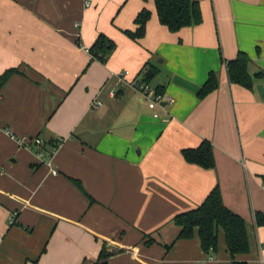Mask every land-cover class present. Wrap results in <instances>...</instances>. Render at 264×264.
Wrapping results in <instances>:
<instances>
[{
  "label": "crops",
  "instance_id": "0c3cea01",
  "mask_svg": "<svg viewBox=\"0 0 264 264\" xmlns=\"http://www.w3.org/2000/svg\"><path fill=\"white\" fill-rule=\"evenodd\" d=\"M198 2L200 23L171 32L153 0H0V74L16 70L0 87V264H230L220 228L205 252L172 222L214 186L246 225L234 259L264 264V0ZM100 34L114 44L103 62L89 52ZM238 52L261 73L251 89L227 78ZM132 78L173 102L148 108ZM33 137L44 146L17 141ZM202 140L210 169L181 155Z\"/></svg>",
  "mask_w": 264,
  "mask_h": 264
},
{
  "label": "trees",
  "instance_id": "16d2710c",
  "mask_svg": "<svg viewBox=\"0 0 264 264\" xmlns=\"http://www.w3.org/2000/svg\"><path fill=\"white\" fill-rule=\"evenodd\" d=\"M156 15L160 24L165 25L171 32L182 27L198 24L201 21V13L198 0H153ZM150 13L147 9H141L134 18L137 25L134 31L125 30L129 38L137 40L144 35L145 25ZM114 44L103 35H99L89 52L93 57L103 62L113 49ZM248 58L243 52H238L235 58L225 62L227 78L229 82L239 84L246 88H253L254 81L261 77L260 72L253 75L247 70ZM16 70L10 68L0 74V87L6 79ZM217 87V78L210 72L207 79L197 92L203 96ZM181 155L185 161L195 164L203 169L214 166L212 147L208 140H202L194 148H183ZM255 223L264 224L261 213L255 212ZM172 222L179 228L176 238H189L193 228H197L200 247L209 252L216 248L217 230L223 231L227 251L231 257L230 264H247L244 261L234 259V255L247 253L249 243L244 220L236 213L228 209L221 201L219 188L214 186L206 195L204 200L195 208L176 214ZM107 255L104 248L101 249L99 257Z\"/></svg>",
  "mask_w": 264,
  "mask_h": 264
},
{
  "label": "built area",
  "instance_id": "2783aa9c",
  "mask_svg": "<svg viewBox=\"0 0 264 264\" xmlns=\"http://www.w3.org/2000/svg\"><path fill=\"white\" fill-rule=\"evenodd\" d=\"M127 74V72H123L120 73L119 78L120 77H124ZM128 85L135 90L137 93H139L141 95V97L143 98V100L146 102L148 108L155 110L159 104L162 101H166L167 103H172L173 102V98L169 97V96H165L163 92L151 87L150 85H148L147 82L143 81L142 79H137V78H132L128 81ZM99 103L97 102L96 105H98ZM154 117L158 116L157 112H155L153 114ZM12 138H14L13 136H11ZM21 145L23 146H27L29 144H34L37 147H43L44 146V142L41 138L39 137H33L30 138L28 141H26L25 143L21 142L20 140H17ZM60 139H56L54 140L52 143L49 144L48 146V152L50 154L54 153L56 148L58 147L59 143H60ZM51 173L54 175L56 174L55 170H51ZM9 223H13V219L12 217L9 219ZM208 260H211L212 257L209 255L207 257ZM202 264V263H199Z\"/></svg>",
  "mask_w": 264,
  "mask_h": 264
},
{
  "label": "water",
  "instance_id": "95a60500",
  "mask_svg": "<svg viewBox=\"0 0 264 264\" xmlns=\"http://www.w3.org/2000/svg\"><path fill=\"white\" fill-rule=\"evenodd\" d=\"M151 71L145 72V76L149 75ZM255 90L261 100H264V86L260 83L255 84Z\"/></svg>",
  "mask_w": 264,
  "mask_h": 264
}]
</instances>
